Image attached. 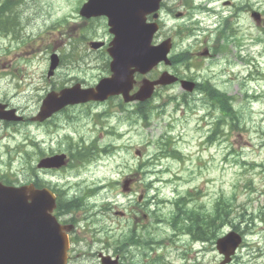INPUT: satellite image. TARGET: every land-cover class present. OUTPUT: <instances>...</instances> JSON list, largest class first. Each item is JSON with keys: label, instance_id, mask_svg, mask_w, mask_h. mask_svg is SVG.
Returning <instances> with one entry per match:
<instances>
[{"label": "rangeland", "instance_id": "374dc122", "mask_svg": "<svg viewBox=\"0 0 264 264\" xmlns=\"http://www.w3.org/2000/svg\"><path fill=\"white\" fill-rule=\"evenodd\" d=\"M5 1L0 0V4ZM9 1H18L16 10L20 27L16 38L12 34L0 36V102L7 103L18 115L28 119L27 116L36 115L44 91L48 93L52 89L58 90L81 82L84 86H92L102 77L109 75L104 55L93 53L88 48L80 57L76 53L85 45L80 41L73 43L85 33L75 12L78 0ZM185 4L196 7L201 4V0H192L191 4L188 0L165 1L164 8L159 12L163 23L159 36L171 37L177 26L191 25L190 20L183 15ZM177 14L181 15L176 16ZM101 21L93 24V33L86 32L85 36L95 34L97 38H106V29ZM190 28L191 34L184 37L185 40L176 43L171 57H176L187 50L188 54L194 53L201 48L200 44L207 36L206 31L209 27L201 21ZM192 34L194 38L191 37ZM226 34L232 36L231 33ZM249 36L253 38H244L238 42L230 40L228 44L219 42L225 46V51L221 50L217 55L221 58L227 54L226 61H229V65L222 58L212 64H208L207 61L200 63L198 75L191 71L198 79H210L212 86L233 98L232 109L237 113L238 122H233L234 128L227 121L211 143H207L206 138L210 134L213 119L218 120L221 114L209 104H203V97L199 94L189 96L190 102L183 108L175 107L174 97L180 96L183 92L179 86L160 91L153 106L164 104L161 106L164 112L162 115L153 114L149 125H145L142 119H136L132 115L126 120L117 114L118 108H121L118 100L98 107L90 105L66 109L54 118L55 125L52 127L57 126L58 129L53 135H49L47 127L30 121L10 127L4 123L0 124V144L8 142L7 146L10 149L27 153L25 156L29 155L32 161L37 155L36 153L32 156L33 149L49 148L53 152L65 149L67 146L65 141L85 135L84 130L89 133L85 141L89 143L97 139L95 135L102 128L99 124L94 128L96 119L100 122L106 121V127L110 126L104 132L101 131L103 138L97 140V143L103 144L108 139L105 135L114 134L109 138L112 146H123L120 151L113 148L114 151L108 156L87 162L80 167L61 169L50 177V184L57 186L59 190L71 186L68 193L77 191L90 197L81 204L83 206L76 214L67 217L75 218L77 221L75 233L81 241L78 245H73L72 255L76 256V253L84 255L76 260L78 264H96L95 258L93 257L91 262L92 257L87 256V253L98 251L99 244L104 242L102 236L105 233L116 238L121 235L122 228L127 226L145 227L149 232L148 236L160 242L155 244V250L161 247V252L177 262L176 257L181 259L187 252L188 238H171L170 224L160 220L170 219L176 208L173 201L181 196L187 200L186 208L204 213L211 212L217 199H229L232 212L230 222L235 226L242 224L250 214L256 216L260 211L264 213V82L260 81L261 77H258L257 81H248L252 76L250 73L247 74L249 70L244 66L246 62L232 65V62L237 61L235 57H240L243 52H250L256 56L255 53L261 50L255 43V38L261 36L260 29L253 27ZM227 39L228 37L224 38ZM219 44L209 41L205 47L210 48L214 45L215 49ZM52 53L56 55L60 53L62 61L56 73L48 79L46 73L49 56ZM242 58H245V55H242ZM261 59L264 68V57ZM258 62L261 63V60L258 59ZM175 71L183 76L188 75L180 67ZM244 76L248 79L246 80ZM122 107L131 111L134 105L123 104ZM96 112L111 113L107 117L101 115L98 119L95 118ZM67 113L75 115L77 119L69 123ZM5 127L11 130L4 134L1 128ZM122 135L123 137L117 140V136ZM162 135L170 136L174 146L182 153V159L168 157L160 160L155 174L162 175V179L157 183L153 178L150 183L149 179H145L144 170L140 165L144 164V161L153 160L158 149L155 141ZM22 139L34 140L35 145L31 151L19 143ZM49 149L46 152H49ZM241 162H245V166L241 165ZM16 176L22 181L28 178V173L19 170ZM40 178L43 182L49 179L42 175ZM126 178L133 179L132 195L129 199L121 192L120 182ZM149 184L152 186L149 187ZM97 185L102 186L99 193H88L89 189ZM142 194V201L136 203L134 200ZM121 213L123 215H120ZM241 213H244L242 220L239 217ZM255 219L257 221L254 220L253 229L257 232L256 237L247 242L251 244L258 242L262 246L264 225L258 218ZM230 222L227 223L228 227ZM226 227L224 226L221 233L231 230ZM244 251L245 249L242 253ZM212 257L214 254L211 252L204 254L207 261L214 259Z\"/></svg>", "mask_w": 264, "mask_h": 264}, {"label": "water", "instance_id": "95a60500", "mask_svg": "<svg viewBox=\"0 0 264 264\" xmlns=\"http://www.w3.org/2000/svg\"><path fill=\"white\" fill-rule=\"evenodd\" d=\"M161 0H90L83 10L92 15H105L115 41L124 43L121 52L113 56L111 77L101 80L94 89L80 90L79 86L60 92L55 111L67 104L88 100H104L121 94L125 102L149 99L154 87L168 85L175 78L163 74L158 80L142 81L138 92L129 96L133 73L145 74L160 61H166L169 45L150 47L155 27L144 24L145 15L156 12ZM84 12V11H83ZM155 17V16H154ZM133 68V69H131ZM50 75V72H49ZM191 91L192 84L182 82ZM0 113L1 119H10ZM44 115V114H43ZM52 159L51 161H54ZM58 167L59 164L41 162L39 167ZM53 195L46 189L36 190L32 185L6 188L0 185V264H65L67 239L65 232L71 227L57 223L52 211ZM233 234L217 241V250L228 257L237 246Z\"/></svg>", "mask_w": 264, "mask_h": 264}, {"label": "flooded vegetation", "instance_id": "af4514ba", "mask_svg": "<svg viewBox=\"0 0 264 264\" xmlns=\"http://www.w3.org/2000/svg\"><path fill=\"white\" fill-rule=\"evenodd\" d=\"M86 1V0H84ZM264 0H202V3L200 6H197L196 8H185V12L183 15L187 17V19L190 20V24L192 26L198 25L201 21L204 22L207 27H209V30L206 31L207 36L204 38L203 43L200 44L201 48L198 50L199 52H196L193 56L192 60L195 63V65L201 61V60H213L212 58L216 56L214 53V45L210 48H207L209 41L213 40V34H216V40L219 35H221L223 38L221 42L226 39L227 37L229 38V35H226L227 29L226 26L228 27H234L236 31L242 32L241 28L242 26L248 27L249 30L253 27H257L258 24L255 22V20L252 18V13H255L259 11L262 19L264 20ZM198 17H200L198 19ZM94 19H84V22L92 21ZM148 20H150V17H148ZM215 27H219V29H216ZM212 38V39H211ZM105 47L102 49H97L94 50L93 53H98L102 55H106V48L111 41V38L109 40H105ZM213 42V41H212ZM216 44V42H213ZM81 55L84 52H79ZM82 85V82L79 83ZM83 87H90V86H84ZM93 87V86H92ZM114 100L121 101L119 98H110L107 99L104 102H89L86 104H81L79 106H99L101 104L109 103ZM77 106L70 107L69 109H76ZM98 114H95V118H98ZM103 115H108L107 112L103 113ZM71 119L76 120L77 117L75 115L70 116ZM82 117V121H83ZM26 121V120H25ZM97 121V120H96ZM95 121V122H96ZM5 124V126L10 127L14 126L15 124L13 123H5V122H0V124ZM84 123V122H83ZM95 128V125H94ZM1 130L4 132V134L7 131H10L11 129L8 128H1ZM84 130V128H83ZM95 132V130H94ZM85 136L88 135V131L84 130ZM6 137V136H5ZM95 142H90V145L92 146L91 152H88V150H84L85 154L87 155H92L94 152L97 150V140H94ZM8 142H2V146L0 145V149L3 148V151H0V154L6 153L9 154V148L7 147ZM96 145V146H95ZM104 144H102L103 146ZM106 148V150H104ZM103 151L108 150V146L105 145L103 146ZM90 153V154H89ZM66 155V158L68 161H70V158L68 156V153H64ZM47 157V156H45ZM40 160V159H39ZM32 161V160H31ZM69 164V163H68ZM67 166L69 167L70 164ZM66 166V167H67ZM63 169H67V168ZM60 170H43L39 171L38 174L42 175L43 177L47 176V178L52 177L53 173H58ZM37 174V175H38ZM28 178H32V173H28ZM1 182L5 181L0 177ZM33 180V179H31ZM7 181L3 182L5 185H9L6 183ZM46 183V182H45ZM123 215V214H122ZM123 232L121 235H123L124 241L121 242H113L112 238L107 236V233L103 235L102 237L104 238V242H101L98 247V251L95 253H87V256L92 257L91 262H93V257L95 258L96 264H111V262H114V264H139V256H140V250L142 247V242L140 241L141 234L144 230V227H139V226H132V227H125L122 228ZM264 233V232H263ZM75 235H78L76 233H72L70 238L72 241V237H75ZM101 238V237H99ZM263 241H264V236H263ZM92 244H87V246H90ZM201 245L204 246L202 247L203 250L206 248L210 247L211 251L214 254V259L212 261H205L204 259H199L196 256H192L186 260V264H220V262L223 261V257L220 256L215 249H213L212 245L210 242H201ZM259 243L256 245H251L250 243L245 242L242 243L235 251L234 255L231 258V261L228 264H258L260 261L259 259L264 258V250L258 247ZM245 249V251L242 253V250ZM108 251H114L115 253L113 256L111 253L109 254ZM260 253V254H259ZM196 254V253H195ZM256 254L255 256H253ZM250 255V256H249ZM84 255L80 253H76V256H73L72 254L70 255V261L69 264H78L76 260L79 258L83 257ZM253 257V258H252ZM106 258L108 261H104L103 259ZM255 259V260H254ZM261 259V260H262ZM254 261V262H253Z\"/></svg>", "mask_w": 264, "mask_h": 264}, {"label": "trees", "instance_id": "16d2710c", "mask_svg": "<svg viewBox=\"0 0 264 264\" xmlns=\"http://www.w3.org/2000/svg\"><path fill=\"white\" fill-rule=\"evenodd\" d=\"M13 5L15 6V3L10 1L9 6H13ZM4 7H3V5L0 6V29L3 28L4 26H6V24H7L6 20L8 19V17L4 14V11L6 9H8V3L4 4ZM208 94L211 97L210 99L214 100L215 105H218L222 110L225 111V113L229 112L231 105H230V102L228 100L227 101L226 100H219L216 93H214L212 91H209ZM216 98H217V100H215ZM137 112H138L137 115H139L144 120L148 118L147 107L145 108V106H141L140 108H138ZM36 186H39V185L36 184ZM70 201H72V202H70ZM70 201H67V200L63 201V202L59 201V204H60L59 209H63V211H61L59 209H57V211H59V213H61V212L67 213L66 211L73 210V208H75L76 206L80 207V205L83 203V198L78 197V198H74V200L72 199ZM186 202H187V200L183 196L179 197L177 200H174L173 204H174V206H176L174 213L172 214V216H170V219L168 218L169 220L167 219L164 221L163 220H160V221H162V222L167 221L170 224V227L172 229H174L175 233H177V234H181V233L188 231L189 229L187 230L186 228H188V227L190 228V226L192 225L190 228V231L193 233V237L196 236L195 238L205 239V240L211 241L213 243L217 237V232H216L217 229L215 226L216 225L215 221H218L220 218L223 222H227L229 220V215H231L230 214L231 210L227 206L229 203V199H226V200L222 199V200L217 201V203H215V205H214V212L213 213H201L199 210L197 211L195 209L186 208V206H185ZM195 216L197 219L196 218L194 219ZM172 218H174V220ZM193 219L196 223H194ZM204 220H206V221H204ZM172 222H174V223H172ZM197 224H198V226H197ZM171 225H174V226L176 225V226L174 227ZM184 229H185V231H184ZM180 231H181V233H180ZM208 231H209V233H208ZM199 233H202L201 236ZM194 234H195V236H194ZM144 242H148V241L144 240Z\"/></svg>", "mask_w": 264, "mask_h": 264}, {"label": "bare ground", "instance_id": "6f19581e", "mask_svg": "<svg viewBox=\"0 0 264 264\" xmlns=\"http://www.w3.org/2000/svg\"><path fill=\"white\" fill-rule=\"evenodd\" d=\"M3 7H4V5H3ZM4 8H5V7H4ZM78 34H79V33H78ZM94 35H95V34H94ZM87 37H88V36H87ZM98 37H99V36H98ZM80 39H81V38H80ZM92 57H93V56H92ZM61 64H62V63H61ZM47 68H48V67H47ZM102 78H103V77H102ZM71 79H72V78H71ZM77 80H78V79H77ZM79 82H80V81H79ZM72 83H73V82H72ZM74 84H75V83H74ZM90 85H91V84H90ZM51 86H53V85H51ZM69 86H70V85H69ZM50 88H51V87H50ZM52 88H53V87H52ZM54 89H55V88H54ZM47 90H48V89H47ZM52 90H53V89H52ZM55 90H56V89H55ZM48 91H49V90H48ZM10 96H11V95H10ZM12 96H13V95H12ZM214 97H215V96H214ZM213 99H214V98H213ZM39 100H40V99H39ZM215 100H217V98H216ZM212 101L214 102V100H212ZM97 116H98V115H97ZM105 116H106V115H105ZM98 119H99V118H98ZM96 120H97V119H96ZM94 139H95V138H94ZM91 141H92V140H91ZM94 142H95V141H93V143H94ZM93 145H94V144H93ZM95 146H96V145H95ZM104 150H106V148H105ZM89 154H90V153H89ZM73 172H74V171H73ZM76 172H77V171H76ZM71 173H72V172H71ZM79 182H80V181H79ZM75 183H76V182H75ZM174 215H175V214H174ZM171 216H172V215H171ZM195 218H196V216L194 217V219H195ZM172 219L174 220V218H172ZM172 219H171V220H172ZM194 219H193V221H194ZM196 219H197V218H196ZM202 219H203V218H202ZM202 219H201V220H202ZM173 220H172V221H173ZM191 220H192V219H191ZM196 221H197V220H196ZM199 221H200V220H199ZM204 221H206V220H204ZM201 222H202V221H201ZM172 223H174V222H172ZM194 223H196V222L194 221ZM238 223H239V222H238ZM203 224H204V223H203ZM186 225H187V224H186ZM189 225H190V224H189ZM193 225H194V224H193ZM171 226H174V225H171ZM175 226H176V225H175ZM175 226H174V227H175ZM177 226H178V225H177ZM184 226H185V225H184ZM191 226H192V225H191ZM191 226H190V228H191ZM195 226H196V225H195ZM197 226H198V224H197ZM202 226H203V225H202ZM202 226H201V227H202ZM181 228H182V227H181ZM183 228H184V227H183ZM190 228H189V227L186 228L187 230L189 229V230L186 231V232H190ZM202 228H203V227H202ZM177 230H178V229H177ZM202 230H203V229H202ZM184 231H185V229H184ZM184 231H183V232H184ZM193 231H194V230H193ZM203 231H204V230H203ZM215 231H216V230H215ZM180 233H181V231H180ZM208 233H209V231H208ZM199 234H200V236H201L202 233H199ZM204 235H205V234H204ZM204 235H203V236H204ZM194 236H195V234H194ZM205 236H206V235H205ZM195 237H196V236H195ZM195 237H193V238H195ZM185 238H187V237H185ZM187 247H188V246H187ZM259 254H260V253H259ZM255 255H256V254H254L253 256H255ZM249 256H250V255H249ZM255 257H256V256H255ZM252 258H253V257H252ZM261 259H262V258H261ZM261 259H259V260H261ZM254 260H255V259H254ZM253 262H254V261H253ZM249 264H250V263H249Z\"/></svg>", "mask_w": 264, "mask_h": 264}]
</instances>
